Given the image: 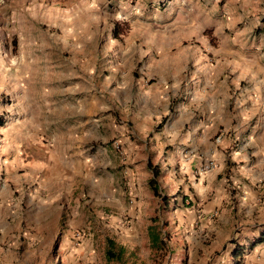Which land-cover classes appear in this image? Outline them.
Listing matches in <instances>:
<instances>
[{
  "label": "rangeland",
  "instance_id": "1",
  "mask_svg": "<svg viewBox=\"0 0 264 264\" xmlns=\"http://www.w3.org/2000/svg\"><path fill=\"white\" fill-rule=\"evenodd\" d=\"M114 25L121 32L118 39L112 37ZM227 63L234 64L233 74L226 71ZM203 64L215 71L206 92L224 88L233 76L244 86L262 80L264 128V72L260 70L264 68V0H0V194L12 191L6 161L11 157L18 161L24 149L39 144L50 150L52 131L76 121L58 117L60 108L89 111L90 119L99 121L105 140L104 145L97 141L88 145V174L66 178L50 192L44 190V195L52 193L47 209L56 207L50 217L58 221L53 229L24 226L21 216L8 224L0 220V264H233V250L247 246L253 229L244 217L249 208L241 203L232 206L231 197L242 192L240 185L245 181L235 183L225 157L224 179L214 187L207 186L211 192L199 196L192 218L182 216L178 209L190 207L188 196L180 187L174 190L161 184L159 169L158 189L167 202L154 198L147 188L150 174L146 163L159 168L155 163L164 154L157 153L149 139L160 131L168 115L143 132L140 124L146 123L139 115L144 104L138 103L141 95L130 85L137 78L145 89L160 77L158 80L173 88L179 78L184 79L181 85L189 82V74ZM98 68H104L107 75L106 108L93 112L89 96L98 95V77L89 75L103 74ZM167 68L172 73H166ZM55 71L75 75V80L59 82ZM121 82H128L121 86L123 103L112 97L120 87L115 83ZM236 94V86L230 87L224 105L217 97L208 98L202 104L203 117H207L208 106L215 107V114L226 115ZM196 121L193 116L188 120L192 125ZM229 133V128H218L206 134L207 141L214 143L218 138L220 142ZM116 141L126 152V144L136 146L133 157L141 155V161L132 162L128 156L126 164H119L109 153L101 152L100 147ZM169 150V145L163 148ZM124 169L136 173L131 182L123 177ZM223 190L229 205L208 206L212 194ZM20 193L18 189L12 192L13 197ZM193 193L187 188L186 194ZM173 198L178 200L177 206ZM14 210L16 207L9 209ZM262 218L263 222V173ZM150 226L159 236L156 245L148 237ZM107 240L114 243V251L118 247L124 251L108 263L104 258ZM251 256L253 252L242 255L241 264H251ZM263 256L264 242L262 264Z\"/></svg>",
  "mask_w": 264,
  "mask_h": 264
},
{
  "label": "crops",
  "instance_id": "2",
  "mask_svg": "<svg viewBox=\"0 0 264 264\" xmlns=\"http://www.w3.org/2000/svg\"><path fill=\"white\" fill-rule=\"evenodd\" d=\"M254 64L256 65L257 62ZM227 65L226 71L233 74L234 64L227 63ZM208 66L203 64L201 67L195 68L189 74V80L191 79L189 82H184L181 85L184 79L179 78L178 81H174L176 86L173 88L167 85V82L163 79L158 80L160 77H157L158 79L146 86L145 89L142 81L137 78L133 79L130 85L136 95H141L138 103L144 104L139 115L147 124V126H145L146 124H140L145 128L142 130L143 132L150 130V123L153 124L161 116L168 115L161 125L160 131L151 134L149 141H153L157 153L164 154L159 163H157L158 161L155 163L160 165L158 169H161V184L166 188L172 186L174 190L180 187L184 192L183 195L188 196L186 199L190 201L191 205L184 208L178 207L182 211L181 215H192L190 217L193 218V210L198 207L197 200L199 196L203 193L206 194L207 191V193H210L211 190H208V187H214L215 184L221 183V180L224 179V174L221 171L226 168L222 161L226 157L228 160L227 169L234 178L235 183L241 184V181H245L244 184L240 185L242 192H235L231 199H234L232 206L237 207L241 203L244 209L249 208L248 211L244 212V217L248 220L247 223H250L249 227L253 228L250 231L251 237L247 238L248 242L250 238L258 237L260 233L262 234V231L264 232L262 230V227H264V221L262 222V173L264 174L262 172V163H264V158H262V136L264 135V128H262V80L244 86L240 84L241 82L239 83L238 77L233 76L226 81L224 88H217L212 93L206 92L205 86L210 83L215 74L211 66ZM260 70L264 72V68ZM98 71H102L103 74H96L95 72L94 75H89V78L98 77V84H95L98 85V95H88L92 99L90 103L93 112L106 108L104 104L107 97V75L104 68L103 70L98 68ZM166 73H172V71L169 72L167 68ZM204 75L209 79H204ZM54 78L59 82L75 80V75L55 71ZM27 80L28 78L25 79V81ZM67 84H71L70 81ZM124 84L128 85V82L115 83L116 86L120 85V87L112 94L113 99L119 103L125 102L121 88ZM235 86L238 98L230 108V112H227L226 115L220 112L215 114L213 111L215 107L208 106L206 109L207 117H203L202 104L206 103L208 98L217 97L220 103L224 105V103H227L225 97H228L229 88L234 89ZM171 89L175 90L171 91ZM231 94H234V90ZM173 102L176 103L175 107L171 106ZM101 103L103 106H101ZM171 108L172 112H169ZM226 110H228V107H226ZM219 111H224V107H219ZM88 112L85 109L67 112L60 108L58 117L64 119L76 118V121L64 123L62 126L59 125L61 130L55 128L52 131L51 143L49 144L50 150L46 148L47 146L43 148L39 144V146H32L29 151L24 149L25 154H21L18 161L11 157L4 163L5 171H10L8 173L9 181H12V191L9 194H0V220L3 219L4 224L13 222L14 219L21 216L24 226H33L37 230L53 229L58 225L56 219L52 220L50 218L56 207L47 209V201L52 198V193L44 195V190L50 192L54 189L56 183L65 182L66 178H82L84 174H88L89 167L88 162H86L88 160V155H86L88 145L91 141H97L101 145H104L105 142L104 133L99 129V121L90 119L91 113ZM171 116L173 117L172 120L170 119ZM190 116L198 120L193 125L188 122ZM204 119H207V121H204ZM218 128L225 131L229 128L230 133L226 134L220 142L218 140L209 143L206 134H212ZM113 129L117 133V128L114 127ZM158 141L160 142L158 143ZM116 143L119 144L120 150L124 153L123 160L114 150L113 143L109 147H100L101 152L104 154L109 153V157L114 162L118 160L119 164H126L128 156H132V162H135V160L137 162L141 161V155L138 156V159L134 158L136 146L126 144V152L119 142L116 141ZM166 145L170 146V150L164 152L163 148ZM13 157H16V155ZM105 157L109 160L108 156ZM206 161H212L214 167L207 172H202L201 168ZM122 173L123 177L128 178L129 182L133 179L132 176L136 175L128 169H124ZM184 181L185 185H183ZM187 188L194 190V193L186 194ZM17 189L21 193L13 197L12 192ZM219 189H221V186ZM227 195L224 190L212 194V202L208 203V206L211 204L219 209L222 205H229ZM173 199L171 200L172 203L177 201L175 202L177 206L178 200ZM12 207H16L14 212L9 211ZM252 212L254 213L252 214ZM192 218L190 220L194 222ZM234 225L237 224L234 223ZM254 232H257L258 235L255 236ZM263 242L256 245L252 251H249L253 252V256L248 259L249 263L262 264ZM257 256H259L258 259H256Z\"/></svg>",
  "mask_w": 264,
  "mask_h": 264
},
{
  "label": "trees",
  "instance_id": "3",
  "mask_svg": "<svg viewBox=\"0 0 264 264\" xmlns=\"http://www.w3.org/2000/svg\"><path fill=\"white\" fill-rule=\"evenodd\" d=\"M121 34L120 30L113 26L112 29V37L114 39H118L119 35ZM2 125V122L0 121V126ZM146 169L148 170L150 174V178L147 180V188L150 191L151 195L154 198H160L162 199L161 203L164 204L167 201L160 195L159 189H158V183L157 178L159 176V169L156 165H151L150 162L146 163ZM156 220H152V222L155 223ZM148 237L152 245H156L159 243V236L156 233L155 229L150 226L148 227ZM264 240V232L262 231V234L260 233L258 237H252L250 240H248L247 246L239 248V246H236L237 248L233 250L232 252V262L233 264H241L242 255L245 253H248L250 250H252L256 245L260 244ZM107 249L104 252V258L106 263L110 261H115L117 257L121 256L123 254V249L121 247L117 248V251H114L115 246L114 243L110 240L106 241Z\"/></svg>",
  "mask_w": 264,
  "mask_h": 264
},
{
  "label": "built area",
  "instance_id": "4",
  "mask_svg": "<svg viewBox=\"0 0 264 264\" xmlns=\"http://www.w3.org/2000/svg\"><path fill=\"white\" fill-rule=\"evenodd\" d=\"M217 141H218V138L215 139V142H217ZM113 148L116 151L117 155L121 158V160H123L124 159V155H123L124 153L120 150L119 144L116 142H113ZM213 167H214V163L212 161H206L203 164L201 171L207 172V171L211 170Z\"/></svg>",
  "mask_w": 264,
  "mask_h": 264
}]
</instances>
